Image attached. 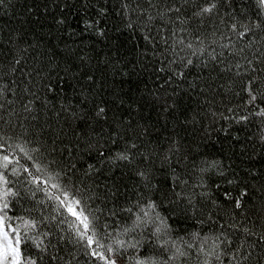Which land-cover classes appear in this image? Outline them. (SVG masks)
I'll list each match as a JSON object with an SVG mask.
<instances>
[{
	"label": "trees",
	"instance_id": "obj_1",
	"mask_svg": "<svg viewBox=\"0 0 264 264\" xmlns=\"http://www.w3.org/2000/svg\"><path fill=\"white\" fill-rule=\"evenodd\" d=\"M0 176L34 264H264V6L0 0ZM150 201L184 256L125 231Z\"/></svg>",
	"mask_w": 264,
	"mask_h": 264
},
{
	"label": "snow or ice",
	"instance_id": "obj_2",
	"mask_svg": "<svg viewBox=\"0 0 264 264\" xmlns=\"http://www.w3.org/2000/svg\"><path fill=\"white\" fill-rule=\"evenodd\" d=\"M258 3L261 6H264V0H258ZM203 12H209L211 11V8H204L202 10ZM151 19V17H149ZM131 27V25H129ZM145 39H148V37H145ZM190 46V45H189ZM255 96H252V99L255 100ZM104 109H100V112H103ZM120 159H128L126 155L123 153L118 154ZM166 160L168 159L167 156L164 157ZM4 160L7 161L8 157L5 156ZM143 175V174H141ZM0 179H3L2 176H0ZM231 182V181H230ZM53 187H57V185H53ZM9 193H5L4 195L7 196ZM66 195V194H65ZM243 195V193H242ZM59 199V197H57ZM63 204L64 201H61ZM75 204H79V201H74ZM5 208L8 207L7 204L4 205ZM236 207H240V200H236ZM156 204L155 202H149L144 208L141 209L142 215H137L136 219L133 220L131 227L125 229L126 232L129 231H136L137 229H140L143 227L144 229H148L151 226V235L156 237V242L158 243L159 247L164 248L166 251L170 249H175V252L172 256L168 258L169 261L175 260L177 257H182L185 255V252L182 250L181 247L177 246V241L170 236H168V233L170 231L169 225L167 221L160 217L159 214H156L155 216L152 215L153 212H155ZM68 210L72 212L74 216H77V218L80 220V223L83 225L84 231L80 233L81 237L83 238L88 232L92 231L90 226L89 218L83 214L81 211L80 213H77L73 211L71 205L68 206ZM131 211V209H129ZM94 235V232H93ZM93 235H88V244L91 246L93 243L97 244V247H104V245H101L98 241L93 240ZM195 235V234H194ZM167 236V239H164L163 237ZM181 242L183 244H186L188 248H192L193 245L191 243H188L186 240H184L183 237L180 238ZM3 241L0 243V264H34L33 261H26L22 257L20 244L21 239L19 238V234L16 235L14 241L9 239L8 234L4 233ZM117 244H119L121 247H124L125 242L124 241H117ZM205 243L207 241L205 240ZM127 247L132 249H138L139 242L136 243H130L127 245ZM201 252H204L203 246H201L200 249ZM108 252L116 255L117 250L114 249L111 246H108ZM93 255L99 256L100 259L105 260V264H118V261L116 259H107L105 256L98 252H93ZM206 255H211V253H206ZM218 258V257H217ZM133 264H159V261L156 260L151 255H142L137 256L133 260ZM165 264H168V261H165ZM204 264H210L209 260H205Z\"/></svg>",
	"mask_w": 264,
	"mask_h": 264
},
{
	"label": "rangeland",
	"instance_id": "obj_3",
	"mask_svg": "<svg viewBox=\"0 0 264 264\" xmlns=\"http://www.w3.org/2000/svg\"><path fill=\"white\" fill-rule=\"evenodd\" d=\"M69 205H71L73 211H75L74 204H73L71 201H69ZM75 212H77V211H75ZM4 233H7L9 239H11V240L14 241V238H13L12 234H11V233L9 232V230L5 227L4 222H3V219H2L1 216H0V243L4 242V241H3Z\"/></svg>",
	"mask_w": 264,
	"mask_h": 264
}]
</instances>
